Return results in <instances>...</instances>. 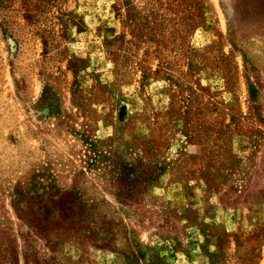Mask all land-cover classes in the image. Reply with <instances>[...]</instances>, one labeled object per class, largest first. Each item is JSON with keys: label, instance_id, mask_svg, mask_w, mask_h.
Listing matches in <instances>:
<instances>
[{"label": "rangeland", "instance_id": "obj_1", "mask_svg": "<svg viewBox=\"0 0 264 264\" xmlns=\"http://www.w3.org/2000/svg\"><path fill=\"white\" fill-rule=\"evenodd\" d=\"M0 264H264V0H0Z\"/></svg>", "mask_w": 264, "mask_h": 264}]
</instances>
